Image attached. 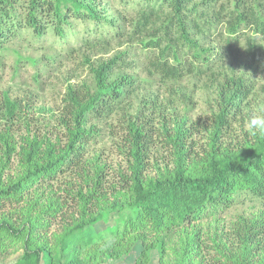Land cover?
<instances>
[{
	"label": "trees",
	"instance_id": "trees-1",
	"mask_svg": "<svg viewBox=\"0 0 264 264\" xmlns=\"http://www.w3.org/2000/svg\"><path fill=\"white\" fill-rule=\"evenodd\" d=\"M122 3L134 16L123 15L127 21L119 26V19L108 14V0H0V56L21 31L38 40L48 35L65 41L78 36L64 53L69 59L82 54L81 63L91 75V83L68 86L63 113L55 118L54 127L64 129L66 140L56 137L54 142L48 135L42 139L23 135L20 142L16 140L20 126L29 129L35 123L29 117L35 105L29 96L0 93V254L21 248L16 264H110L132 255L131 264H149L154 250L160 251V264H169V244L175 241H179V249L172 248L175 259L171 264H205V243L197 227L218 220L239 202L264 205V137L245 130L240 143L225 142L234 141L235 126H244L252 110L257 87L248 72L264 68V0ZM137 37L143 38L141 54L148 75L171 85V99L175 97L173 85L193 79L215 85L218 100L205 130L210 144L203 156L191 152L196 126L189 125L188 115H181L179 123L164 117L160 120L158 128L168 137L174 158L164 168L154 167L155 174L150 173L143 144L148 146L152 140L144 141L147 134L141 127L132 128L129 173L111 185L109 193L103 188L104 170L87 159V150L99 133L94 122L114 117L131 104L136 78L122 73L116 77L126 66L120 62L126 52L102 62L93 61L87 52L107 51L114 41ZM16 54L18 66L24 58ZM55 60L26 59L37 69V83ZM2 61L0 57V67ZM230 62L232 67L226 68ZM153 107L154 111L165 108L157 101ZM14 156L17 170L8 175ZM63 176L78 177L79 188L65 190L78 205V217L64 223L63 232L54 234L52 243L48 231L63 208L61 201L43 204L40 193ZM43 184L45 189L40 191ZM30 192L34 197L26 200L28 207L21 214L4 211L7 205H20ZM34 206L39 207L36 214L26 212ZM112 213L119 218L105 237L98 236L102 242L109 240L106 244L110 246L102 251L90 242L95 226ZM262 216L238 218L234 224L236 248L226 244L216 261L264 264Z\"/></svg>",
	"mask_w": 264,
	"mask_h": 264
},
{
	"label": "rangeland",
	"instance_id": "rangeland-1",
	"mask_svg": "<svg viewBox=\"0 0 264 264\" xmlns=\"http://www.w3.org/2000/svg\"><path fill=\"white\" fill-rule=\"evenodd\" d=\"M107 7L111 18L119 19V22L116 21V24L119 26H122V21H127L124 16L128 19L134 16L133 11L123 5L122 0H108ZM81 29L82 26L78 27L79 31ZM77 38L78 36H70L65 41L48 35L38 40L31 33L21 31L7 43L8 49L4 51L3 56H0L3 60L0 67V93L9 92L12 97L20 98L29 96L30 102L35 105L33 110H29V117H33L35 123L31 124L29 129L21 128L20 126V130H16V140L19 142L22 140L21 137L23 135H29L30 137L37 136L40 139L48 135L54 142L56 141V137L57 140L59 138L66 140L64 138L65 134H63L65 133L64 129L54 127L55 118L57 119L64 110L63 98L66 90L70 85L78 87L81 84L91 83L88 67L81 63L83 55L78 54L76 57L69 59L66 57V53H64L69 44L76 43ZM123 40V42L114 41L111 48L107 51L87 52V55L97 62L108 61L116 54L126 52L127 56L122 57L120 61L126 66L123 71L121 70L116 73V77L122 73V75L126 74L133 79L136 78L137 91L129 100L131 104L114 117L94 122L99 133L93 138L87 150V159L104 170L103 188L109 191V193L111 192V185H117V183L123 180V175L129 173L130 156L128 153L131 151L130 142L132 141L128 142V140L133 138L132 128L137 129V127H141L147 134L144 141L152 140L148 146L144 142L143 144L148 151L150 173L155 174L156 170H154V167L155 169L157 167L164 168L166 165L171 164L174 158V150L170 143H168V137L163 136L158 128L160 120L164 117L168 121L179 123L182 121L181 115H188L190 118L189 125L196 126L193 144H188L191 145L190 149L194 155L203 156L205 151L209 150L210 144L208 131L205 130L207 126H210V116L216 111L218 100L215 85H211V83H206L205 81L197 82L193 79L184 80L177 85H173L175 97L171 99L169 96L171 85H164L156 77H150L146 71V62L141 54L143 49H141L140 40H143V38H127ZM15 51L24 58L18 66ZM50 57L56 60L46 70L43 68L45 73L42 74V78L37 83L34 79L37 69L26 59L42 60ZM230 66L232 67L231 62L228 63L226 68ZM38 69L43 71L42 68L38 67ZM248 75L254 80L257 87V93L254 95V100L250 106L251 109H254L260 105H264V68L255 73L249 71ZM186 96H190L191 100H185ZM144 101L148 103L144 105ZM155 101L159 104H164L165 108L161 111H154L153 103ZM181 101L185 105H182ZM53 116L54 119L49 118ZM235 128L237 132L233 135L234 141H225L233 146L241 142L245 135V130L247 131L245 125H236ZM61 143H64V141ZM17 164V157L14 156L6 174H14L17 170ZM77 178L76 176L60 177L57 181L50 183L44 192L40 193L43 197L41 199L43 204L61 201L60 203L63 208L61 213L52 222V228L48 231V238L52 243H55L56 240L54 234L60 235L63 232L64 223L70 222L72 216L78 217V205L76 201L70 199L65 192V190L72 192V190H68L71 187L75 190L79 188V180ZM69 183L72 184L68 186ZM44 186L45 184L40 186L39 190L43 191L45 189ZM33 197L34 194L32 192L29 196H26L24 202L20 205H7L4 211L9 213L14 210L21 214V210L24 207H28L26 200ZM38 209L39 207L34 206L26 212L36 214ZM260 216L264 218V205L245 201L233 206L224 215H221L218 220H209L200 224L196 231L201 232V238L206 244H204L203 250V257L206 258L205 264H222L224 259L222 261H216V259L220 258L226 244L227 246H235L236 248L237 244L234 242L237 241L238 235L234 233V224L238 218L254 220ZM118 218L117 213H112L108 215L106 221L98 223L95 226L94 241L90 242V245L93 247L99 246L98 249L102 251L107 249L110 244H106V242L109 240L104 238L105 242H102L98 236L103 235L102 237H105L104 235L108 234V229L116 225ZM261 220L263 219L261 218ZM178 242L175 241L169 244L168 250L170 251L167 256L170 260L169 264L174 262L175 256L172 248L177 247L176 250H178ZM21 251V248L7 249L6 253L0 254V264H16ZM208 251L211 252L210 255ZM160 256V251L154 250L151 253L149 264H160ZM134 259L135 256L132 255L127 257L126 260L110 261L109 263L131 264Z\"/></svg>",
	"mask_w": 264,
	"mask_h": 264
},
{
	"label": "clouds",
	"instance_id": "clouds-1",
	"mask_svg": "<svg viewBox=\"0 0 264 264\" xmlns=\"http://www.w3.org/2000/svg\"><path fill=\"white\" fill-rule=\"evenodd\" d=\"M250 135L264 137V105L252 109L245 122Z\"/></svg>",
	"mask_w": 264,
	"mask_h": 264
}]
</instances>
